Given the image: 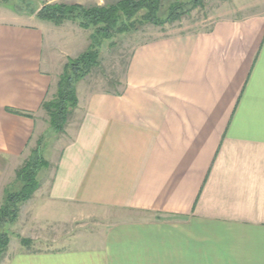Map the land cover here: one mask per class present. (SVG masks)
I'll return each mask as SVG.
<instances>
[{
	"label": "crops",
	"instance_id": "1",
	"mask_svg": "<svg viewBox=\"0 0 264 264\" xmlns=\"http://www.w3.org/2000/svg\"><path fill=\"white\" fill-rule=\"evenodd\" d=\"M203 21L136 41L113 88L94 67L77 82L67 141L15 221L17 243L48 247L0 264H264V0ZM89 35L0 4V204ZM89 219L95 234L48 236Z\"/></svg>",
	"mask_w": 264,
	"mask_h": 264
},
{
	"label": "trees",
	"instance_id": "2",
	"mask_svg": "<svg viewBox=\"0 0 264 264\" xmlns=\"http://www.w3.org/2000/svg\"><path fill=\"white\" fill-rule=\"evenodd\" d=\"M7 1L0 0V3L4 4ZM190 1L192 6L187 7L189 2L174 0L164 12H162L163 0H118L101 6H85L76 3L45 4L36 14L32 13L37 18L54 25L72 21L82 29H91L88 47L76 58L67 59L58 78L55 94L41 105L47 115L48 130L40 139L50 132L55 134L64 132L67 119L77 106L76 84L98 65L100 48L105 41L117 34L137 30L139 26L147 24L163 26L179 20L182 15L189 13L203 0ZM22 2L31 5L28 0H22ZM39 148L37 144V148L31 150L28 158L16 170L15 181L21 184L20 187L15 191L8 190V187L4 189L2 204H0V261L8 244L6 226L16 221L19 206L38 188L36 173L44 164ZM21 243L28 245L29 240L22 239Z\"/></svg>",
	"mask_w": 264,
	"mask_h": 264
},
{
	"label": "rangeland",
	"instance_id": "3",
	"mask_svg": "<svg viewBox=\"0 0 264 264\" xmlns=\"http://www.w3.org/2000/svg\"><path fill=\"white\" fill-rule=\"evenodd\" d=\"M173 1L174 0H163L162 12L166 11L170 3H173ZM184 1L189 2V5L187 7L192 6L190 0H184ZM255 1L258 0H203L189 13L182 15V17L179 20L173 21L171 23H166L163 26H154L147 24L144 26H139L137 30L127 33L117 34L112 39L105 41L102 44L100 48L98 65L92 69L93 75L97 78H104L108 80L107 87L113 88V85L110 83V81L117 78V75L123 74L129 57L130 49L136 41H143L147 39L156 38L158 36L173 35L181 32L198 30L200 28L206 27V25L209 23V21H203L204 19L208 18L210 15H213V13L220 10L221 8H237L241 6H245L247 8L252 6ZM38 3L34 1V3L32 2L30 5V4H26V2H22V0H8L6 3L4 4L0 3V4L3 10L10 9L13 12H27L29 14L32 13L36 14V12L43 6V5L37 6ZM66 4L70 5L74 3L70 2ZM107 4L110 3L104 2L103 5H107ZM85 6H92V5L87 4ZM84 30H86L88 34L91 33V29H84ZM52 38L54 41L53 43L58 51L60 49L65 50V46L63 44L65 43L68 44L69 40H71L54 34ZM74 42L77 43V40H74ZM52 97L53 96H51L49 99H51ZM39 139L40 138H37V140L33 142L32 147L28 150V155L26 157L27 159L31 153V150L37 148V144L40 146L39 152L41 154L42 160L44 161V164L41 165L40 169L36 173V182L38 186L42 183L43 179L46 178L47 172H49L51 166H53L54 162L56 161L60 149L67 141V138L63 136L62 133L55 134L51 132L47 133L44 138H41L40 140ZM14 182H15L14 184H12L9 188H7L8 190L15 191L20 187L21 184L19 182L17 181ZM25 202H23L19 206V209ZM18 214L16 220L19 216ZM15 223L16 222H12L8 224L5 228L6 233L8 235V244L5 253H7L10 250L13 251L15 248L45 249L46 247H48L45 244H38V243L34 244L33 246L30 244V242L28 243V245H23L21 242L20 244L17 243L16 242L17 225ZM79 225H80L79 223H75L72 226H67L68 228L66 229L61 228V226H59L56 229L51 230L50 233H48V236L49 237L67 236V235L74 236V235H78L80 233V230H83L84 233L86 232L92 235L95 234L97 231H99L96 220L94 219L93 220L89 219V221H83L82 224L80 226ZM58 246L61 247L63 246V244H59Z\"/></svg>",
	"mask_w": 264,
	"mask_h": 264
}]
</instances>
